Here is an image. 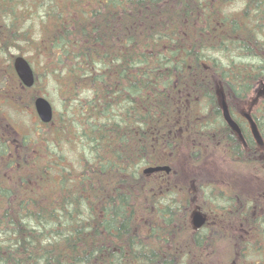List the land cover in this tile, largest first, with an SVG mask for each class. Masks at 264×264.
<instances>
[{"label":"trees","instance_id":"trees-1","mask_svg":"<svg viewBox=\"0 0 264 264\" xmlns=\"http://www.w3.org/2000/svg\"><path fill=\"white\" fill-rule=\"evenodd\" d=\"M66 1L0 0V117L12 126L4 109L26 107L38 81L64 104L36 131L42 148L0 127V264H264V185L248 193L257 209L243 222L248 202L216 195L193 168L215 189L208 206L249 231L216 235L192 228L195 203L177 173H142L184 146L196 167L222 150L264 174V144L235 113L264 85V0H82L79 11ZM18 55L34 69L30 88L14 71ZM253 107L264 141V95Z\"/></svg>","mask_w":264,"mask_h":264},{"label":"rangeland","instance_id":"rangeland-1","mask_svg":"<svg viewBox=\"0 0 264 264\" xmlns=\"http://www.w3.org/2000/svg\"><path fill=\"white\" fill-rule=\"evenodd\" d=\"M66 6V9L69 11H75L80 10L84 8V3L82 0L80 1H66L63 2ZM229 9V8H228ZM11 55L17 54L19 51L12 50ZM25 57L30 56L31 52L27 51L26 54L22 52ZM37 59V57H36ZM262 85V83H261ZM261 87L259 86L255 92L251 96L242 107H251L252 101H254L255 96L257 95L258 90H260ZM26 93V97L23 98V100L26 103V107L15 109L6 107L4 109L3 116L9 117L12 121V126L7 125V123L4 121L3 118L0 117V127H1V135L2 137L6 138L5 136L9 138H19L20 134H26V141H36L39 148H42V140L38 137L39 135L36 133V131L41 127L40 131H46V128H44V124L39 122V119L36 115V112L34 110L33 106V99L35 96L43 95L45 96L50 103L53 106L54 111L56 114L58 113H64V104L63 99L59 94V91L55 84L50 81H41L37 83V85L34 87V89H31ZM256 100V99H255ZM1 115V114H0ZM28 131V132H27ZM5 133V134H4ZM12 142V140H11ZM53 147V146H51ZM64 152L69 157H72L71 159L76 160V153L73 151V147H65ZM216 153L208 156H203L201 162L196 166L192 168H197V172L202 173V169L206 170V173L208 174L209 178L211 180L217 181L218 186L225 188L227 190H238V194L241 198L247 199V196H249V192L253 197V194L256 195L258 191L259 186L264 185V174H261L262 172L260 169H257L256 167L251 170L247 169L245 166L240 164L239 161H236L232 159L230 155H225V153L221 150L220 154ZM195 157H198L194 155ZM42 157H37L36 161L41 162ZM193 154L189 156L188 149L184 146H180V148L176 152V157H174L173 161L169 164L171 167L172 174L174 175L177 173L178 179L176 181H180L181 183L186 182V187L191 189L189 187V181L187 177V172L190 169V163L191 159H193ZM201 158V156H200ZM178 169V170H177ZM179 173V174H178ZM149 175V174H145ZM204 177V176H202ZM200 177L201 180L195 181V186H199L200 183L204 180V178ZM219 180V181H218ZM191 191V190H190ZM190 193V192H189ZM254 195V196H255ZM257 209V206H255L254 210ZM214 215V214H211ZM210 220H213V218H210ZM230 247L229 244L226 245H220L218 247V250L215 254L216 257H219L220 255L226 254L225 248Z\"/></svg>","mask_w":264,"mask_h":264},{"label":"flooded vegetation","instance_id":"flooded-vegetation-1","mask_svg":"<svg viewBox=\"0 0 264 264\" xmlns=\"http://www.w3.org/2000/svg\"><path fill=\"white\" fill-rule=\"evenodd\" d=\"M254 102V101H252ZM257 104L256 103H252L251 107H240L237 110V112H235L240 118H242L241 120V123L244 125V126H248V121L246 119V114H249L251 115V117L253 118V106H255ZM230 114L232 116V111L230 110ZM238 116H232V118L237 121V117ZM254 119V118H253ZM249 127V126H248ZM244 146H245V143H242ZM252 156L254 157V155L252 154ZM237 160H238V157H235ZM253 159V158H252ZM193 159H191V163H190V169L189 171L187 172V177H188V181H189V184L191 186V191H190V197H189V201H190V204H193V202L195 203V205L193 206L192 209H190V214H189V221L191 223V226L192 228L196 231H200V232H204L203 230L206 229L209 230L213 233V234H218V232L220 231V228L224 229V230H230L231 232L229 233L230 235H232V232L236 231L237 229L242 232V233H249V231H246L245 229H242V226H243V222H247V218H250L252 220H254L255 218V210H254V206L252 205L253 204V201L249 199V196H247V199H244V203H247L248 202V210L247 212L244 210L243 211V215H242V220H236L234 222L230 221L229 218H228V214L226 212H223L225 213V215L223 213H220L218 211V209L214 208V207H209L208 206V201L215 198L216 195H218V193H222L225 197V199L227 200H231L232 197H235V194H237L238 190L237 191H230V192H225V188H222L220 186H218V182L217 181H214V180H210V181H213L214 184H216V186H218L219 188L217 189V192H216V195L215 194V189L212 191L210 190L209 188H212V186H208V184L206 185H203V183H200L199 186L202 185V187H200V191L197 192L195 191L193 188V186L195 185L194 184V181H195V178H194V173L195 171L193 170L192 167H194V164L192 162ZM158 165H166V164H158ZM172 169L169 171V172H165V171H157V172H154L152 174H155L156 176H161L163 174L165 175H170L172 174ZM219 181V180H218ZM205 184V183H204ZM212 185V184H211ZM235 193V194H232V193ZM213 195V196H212ZM212 196V197H211ZM194 212H199L205 219L204 221V224L200 227H194L193 225V221H192V216L194 214ZM211 214H214V215H211ZM219 215L225 217V218H220ZM248 216V217H247ZM210 218H213V220H210ZM222 224L221 227H217L218 225ZM232 227V228H231ZM212 228V229H210ZM230 228V229H229ZM209 231V232H210ZM249 236V234H248Z\"/></svg>","mask_w":264,"mask_h":264},{"label":"water","instance_id":"water-1","mask_svg":"<svg viewBox=\"0 0 264 264\" xmlns=\"http://www.w3.org/2000/svg\"><path fill=\"white\" fill-rule=\"evenodd\" d=\"M13 68L14 71L20 80V82L25 87H31L35 83V72L29 63V61L22 55L15 56L13 59ZM264 95V89L259 90L257 97L254 98V101L258 99V97ZM256 99V100H255ZM221 110H222V116L225 120L227 126L238 136L240 140H242L244 143V139L241 133V129L237 122L231 117L229 107L226 103V100L224 97L221 98L220 101ZM33 106L36 111V114L39 118V120L42 123H49L53 118V107L50 101L43 95H38L33 100ZM246 119L249 123L250 132L252 134V137L254 138L256 144L258 146H263L264 141L263 138L258 130L257 124L254 121V119L251 117V115L246 114ZM170 166L168 165H156V166H148L145 167L142 172L144 174H151L157 171H170ZM192 221L194 227H200L204 224V217L199 212H194L192 216Z\"/></svg>","mask_w":264,"mask_h":264},{"label":"bare ground","instance_id":"bare-ground-1","mask_svg":"<svg viewBox=\"0 0 264 264\" xmlns=\"http://www.w3.org/2000/svg\"><path fill=\"white\" fill-rule=\"evenodd\" d=\"M262 85H263V84H262ZM262 85H261V86H262Z\"/></svg>","mask_w":264,"mask_h":264}]
</instances>
